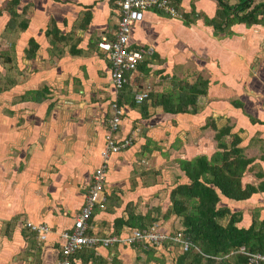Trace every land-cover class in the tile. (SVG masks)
I'll use <instances>...</instances> for the list:
<instances>
[{"label": "crops", "instance_id": "obj_1", "mask_svg": "<svg viewBox=\"0 0 264 264\" xmlns=\"http://www.w3.org/2000/svg\"><path fill=\"white\" fill-rule=\"evenodd\" d=\"M234 1L236 0H229V3L233 4ZM119 2L120 0H20L14 7L17 14H20L19 21H27L28 26L25 29L16 27L17 29L9 30L12 32H9L8 40L11 41H8L7 45L3 44L0 50V100L3 102L0 107V145L6 143L5 147L7 151L9 148L11 153L16 147L26 154L24 156L19 153L14 156L6 151L10 159H13L7 162L6 152L2 150L0 153V264H56L63 242L60 234L71 226L74 214L83 204L95 171L101 164L106 163L103 192L105 197L109 196L107 181H115V174H118L117 177L121 176L122 162L132 156V150L139 148L144 156H151L154 146L155 150H161L153 140L157 139L153 137V131L156 129H151V126L152 123L165 119L171 120L162 124L168 125L173 120L176 127V122L180 120L192 122L193 124L188 123L194 127L193 140L198 144L196 136L212 128L206 125L209 117L217 127L222 115L237 117V125L230 124L232 133L239 134L242 154L250 159L242 182L259 186L262 191L259 189L244 201L222 197V204L232 212L241 211L242 219L237 223L239 227L249 226L250 213L254 210L259 213L260 220L264 219V38L255 34L264 33V23L251 26L234 23L217 33L207 21L216 14L217 0L174 1L178 13L181 11L182 14H190H187L188 19L169 16L153 8L146 10L143 19L132 26L129 45L130 48L150 47L153 51L146 54L133 72L126 73L131 96L146 91L148 95L167 93L171 90L180 94V87L174 86V83L186 85L194 82L185 80L190 79L188 75H184L189 67L197 71L196 77L201 76L208 82L207 93L198 96L196 113H169L160 105H149L148 116L142 118L140 104L133 108L127 102L118 104L123 115L121 127L114 136L116 139L131 136L133 143L127 149L111 153L105 160L102 152L108 130L107 120L113 113L110 105L116 101L114 98L118 101V98L123 94L125 97L126 93H120L118 97L114 95L109 59L97 44L103 39L112 40L115 37L120 14ZM8 3L11 5V0H0V14H10L6 28L12 14ZM188 3L190 7H187ZM187 20L191 22L187 24ZM31 39L35 42L33 45L30 43ZM158 73L162 75L161 79H157L159 81L151 86L150 81L155 80ZM168 80H171V88L165 86L164 82ZM228 86H231V92ZM107 90L113 97L108 103L99 102L103 105V112L101 117H96L97 121L92 118L87 120L86 115H83L84 110L73 109L71 113L64 110L61 112L60 121L68 118V121H64L65 128L61 129V133L59 128L62 125H58L53 117L45 123L44 113L54 114L56 109H53L60 106L61 98L67 99L68 103L72 99L71 105L79 99L103 100ZM16 91H20L19 96ZM15 96L20 97V100L18 99V104L13 107H7L10 115L6 116L3 109L12 97L16 98ZM31 96L39 100H32ZM149 100L150 98L147 102ZM234 100H239L243 108L235 107L232 104ZM83 103L95 109V106H88L85 101ZM89 104L91 105L90 102ZM202 104L204 106L199 110ZM214 113L218 114L216 118L211 115ZM251 117L263 123L252 122ZM86 121H89V124ZM87 130L94 132L88 134ZM242 130L248 131V134L241 138L239 132ZM26 134L29 137L27 144ZM72 134L80 140L91 139L90 146L87 147L95 145L98 150L95 147L93 151L81 148L86 151V162L74 160L77 164L71 167L64 162L58 164L56 160L54 170L51 169L45 179L38 178L44 165L51 160L48 148L55 146L56 142L59 143V136L66 135L71 138ZM42 135L45 138L40 142ZM185 136L184 133L183 138ZM214 136L212 139L217 142ZM42 145L46 147L44 151L29 155L31 146ZM213 145L211 140L207 145L202 141L196 147L197 155H207L208 152L204 150H210ZM215 145L217 147V143ZM78 153L80 151L75 150V157ZM113 171L114 175L111 174ZM68 172H71L73 177H69ZM245 177L249 179L246 182L243 181ZM252 179L259 181L254 184ZM41 180H51V183L43 184ZM177 183L185 182L175 184ZM152 184L154 183L138 186L124 194L126 202L133 203L135 214L139 208L144 207L139 201L145 199L146 190L153 186ZM76 202L77 206H74ZM79 204L81 205L78 206ZM97 206L101 205L95 206L91 224L98 234L102 230L105 235H124L131 229L125 225L120 228L116 226V218L127 217L125 211L122 214V211L114 213L119 207L115 206L110 212L105 211V206L100 209ZM149 206L151 207L150 204ZM169 206L170 200L161 206L160 209L164 210L162 216ZM67 213L72 215L69 226H53L55 220L65 217ZM105 214L109 216L105 218ZM16 216L18 218L14 220ZM170 218L177 220L175 216L169 215L164 221ZM41 222L51 227L46 240L43 241H39L27 226L28 223L37 225ZM167 234L171 236L170 229H167ZM33 242L38 245V253L32 247ZM122 246L127 245L119 243L108 247L83 248L74 255L73 264H96L93 259L96 260L97 257L105 259L106 264H132L129 261L132 247L128 245L125 249L127 254H123ZM85 257H88L87 261Z\"/></svg>", "mask_w": 264, "mask_h": 264}, {"label": "trees", "instance_id": "obj_2", "mask_svg": "<svg viewBox=\"0 0 264 264\" xmlns=\"http://www.w3.org/2000/svg\"><path fill=\"white\" fill-rule=\"evenodd\" d=\"M174 1L178 2L179 0H172V2ZM236 1L230 4L229 0H217L218 9L215 16L209 20L207 19L215 32H222L234 23H244L247 26L264 23V0L255 4L253 0ZM19 2L20 0H11L10 10L12 14L8 24L10 30L17 29L16 27L25 29L28 26L27 21H19L18 19L20 14H17L14 7ZM156 10L163 12L160 9ZM181 15L183 19L189 18L187 14L181 13ZM185 22L188 24L191 21L187 20ZM30 43L33 45L35 42L31 39ZM33 51L34 49H32ZM207 85L208 82L198 76L191 84L174 83V86L180 87V94L178 91L173 90L167 93L149 94V102H147L149 98H146L139 105L141 117L146 118L148 116L149 105H160L165 112L169 113H196L198 110V96L206 95ZM117 90V97L120 92L126 93L125 97L123 94L121 98L119 97L120 99L118 98V101L116 99L117 104L127 102L132 108L135 107L136 102L134 97L131 96L127 75L126 82L123 83L122 88ZM33 97L31 96V98ZM123 98L124 100H122ZM32 100L37 101L39 99L33 98ZM232 104L235 107L243 108L239 100H234ZM210 119L209 117L206 125L211 126L214 130H219L214 136L218 149L210 158L206 155H200L190 160H177L178 167L187 178V182L177 183L175 188L171 189L169 193L170 206L166 210V214L163 215L164 219L168 218L169 215L181 219L183 230H181L180 240L188 244V248L177 256L175 263L264 264V261L255 263L250 261L251 254L260 253L264 255V219L260 220L259 213L254 210L250 213L251 223L249 226L246 228L239 227L237 223L242 219L241 211L232 212L229 207L222 204V197L244 201L249 199L253 193L259 189L262 191V189L259 186L255 187L252 184H243L242 182L244 171L250 163V159L242 154L239 145L241 141L239 134L232 133L231 126L218 129L215 122ZM251 121L263 123V121L252 117ZM225 135L232 136L228 145L223 140ZM108 197H105L106 200ZM126 214V218L121 216L115 219L118 228L125 225L128 228L144 229L156 220V218L150 217L149 214H135L131 211ZM175 235L176 233L172 237ZM172 237L161 242L160 247L166 248L168 245H172L177 248L181 242L174 243ZM133 245L139 249H144L142 244ZM154 250H156L154 245L147 244V250H144V252L152 254ZM87 260L88 257H85V261ZM93 261L96 264L107 263L101 257H97Z\"/></svg>", "mask_w": 264, "mask_h": 264}, {"label": "rangeland", "instance_id": "obj_3", "mask_svg": "<svg viewBox=\"0 0 264 264\" xmlns=\"http://www.w3.org/2000/svg\"><path fill=\"white\" fill-rule=\"evenodd\" d=\"M253 1L255 4L258 0H253ZM259 1H263V0H259ZM230 2H231V0H230ZM234 2H237V1H234ZM189 3H188L187 7H190ZM7 5L10 6L9 3ZM188 10H189V8H188ZM180 12L181 11H179V13H178L179 15H176V16L182 17ZM186 14H189V13H186ZM201 14H203V13H201ZM9 16H10V14H0V50L3 48V44L7 45V42L11 41V40H8V37H9V32H12V31H9L10 30L9 27H7V28L5 27L7 22L9 21ZM262 26H264V24H262ZM5 32L7 35H5ZM255 34H256V36H260L262 39L264 38V33H262L260 35L257 33H255ZM4 50H7V49H4ZM191 68L190 67L187 68L185 70V74H184V75H188L190 77V79H188V78L185 79V80H188L190 82L193 80H196V78H197L195 76V73H197V71L195 69H193V68L191 69ZM15 72H16V70H15ZM160 76H162V75H160L159 73L157 75H155L156 79L155 80L153 79L150 81L151 86L153 84H156V82L159 81L157 79H161ZM163 78L165 79L166 76ZM178 78H181V77H178ZM168 81L164 82L165 86H167L168 88H171V80H168ZM228 87L227 88H228L229 92H231L232 91V89L230 88L231 86H228ZM16 92L18 95V93L20 91H16ZM105 92H106V97L103 100H97V99L96 100H93V99L80 100L79 99L77 103L73 102L74 105H71V103H70V101H72V99H70L69 103H68V102H66L67 99L61 98L59 100L60 106L56 107V108L54 107V109H53V110L56 109L54 114L49 113V112L44 113V121H45V123H47L51 119V117H53L54 120H56L55 122L56 123L58 122V125L59 124L62 125L59 128L61 130V129L65 128L64 127L65 126L64 121H68V118L62 119L60 121L61 112L64 110L65 112L70 111V113H71L73 109H76V111H83L84 110L85 113L83 115H86L87 120H90V118H92L93 121H97L96 119L101 117L102 112H103L102 111L103 105L101 103L99 104V102L104 101V102L108 103L109 100H111V98L113 97L112 93L109 90H107ZM120 93L123 94L122 92H120ZM19 98L18 97H16V98L12 97V99L6 103V108L3 109V114H6V116H9L10 110H9V108L7 109V107L8 106L13 107L14 104H18L17 101ZM84 101L88 104V106H95V109L93 110V109H91V107H87L83 103ZM89 102L91 103V105L89 104ZM2 104H3V102L0 100V107L2 106ZM137 104H140V103H137ZM84 106H86V107L84 108ZM203 106L204 105L202 104L201 107L199 108V110H201L203 108ZM211 115L213 116V118H216L215 116H218L217 113H214ZM19 116L21 117L20 112H19ZM234 117L235 116L230 115V114H228V116L222 115L221 119H219L218 123H217L218 129L225 127V126H231L230 124H232L233 126H236L237 125L236 124V118L237 117L236 118H234ZM22 120L23 119H21V121ZM170 120L171 119H165L162 121H157L156 123H152L153 126H151V129H156V131H153V137H155L157 139L153 138V140L156 141V143H157L156 146H159L161 148L160 151L155 150V146H154L152 155L151 156H144V155H142L143 151L138 150L139 148L134 149L135 151L132 150L131 154H130L132 156L128 157L127 159H125L122 162L121 169L118 168L121 170V172H120L121 176L117 177L118 174H115L114 171L111 173L112 175L115 174L116 179H115V181H113L114 179L107 181V183L109 185L107 187L109 190V197L103 205V207L105 206V208H106L105 211L112 212L114 210L115 206L119 207L118 205H120L121 202L127 201L124 198L125 197L124 194L126 192H128V191H130V190H132L138 186H141V185L147 186L148 183H154V184H152L153 186H149L148 189L146 190L145 199L139 201V204L140 203L143 204L144 207L139 208L137 214H146V215L149 214L150 217L156 218L155 221L157 223H155V224H156L157 228L165 234L164 235L165 239H167L166 237L169 236L167 234V229H168V231L170 229V234L171 233L174 234V233L178 232V229L180 231L183 230V227L181 225V219L179 217H177V220L170 218L167 221H164V220H166L162 216L164 210L160 209L163 204H167V202L169 201V193H170L171 189L175 188V185H176L175 183L180 182V181L187 182V178L182 175L183 173L178 167L179 165L177 163V160H179V159L190 160V159L198 156L197 152H196L198 150V149H196L197 145L200 144L202 141L207 145L209 143V141L211 140V142L214 144L213 147L210 150L209 149L204 150V152H208L206 156L208 158H210V156L218 149V147H216V145H215L217 142H215L212 139V137L214 135H216L217 132L219 131V130H214L212 128H209L205 131H202L201 134H198L199 135L198 137L196 136V138H197L196 142L198 140L199 143L195 144V141L193 140L195 138L193 136L194 127H193V125L188 123L190 121L183 122L184 120H180L179 122H176L178 124L177 127L174 125L175 121H173V120L168 125L162 124L165 122H169ZM21 121H20V123H21ZM34 121H37V120H34ZM87 122H89V121H86V123ZM190 123H192V122H190ZM87 124H89V123H87ZM90 124H92V123H90ZM150 125H151V123H150ZM45 127H47V126H45ZM61 132H62V130L60 131V133ZM91 132H94V131L89 130L88 134ZM95 132H97V131H95ZM184 133L186 135L185 138H183ZM239 133H240L241 138H242L248 134V131L244 132V130H242ZM46 134H47V132H46ZM88 134H87V137H88ZM71 136H72L71 138L66 137V135H65V137L59 136L58 137L59 143L56 142L55 146H50L48 148L50 150L51 160H53V161L50 160L49 162L46 163L47 165L46 164L44 165V167L42 169V173H39L38 178L45 179L47 176V173H49L51 169L56 167L55 164H57V163L54 162L56 160H57L58 164H63V162H64V164H66V165L68 164L71 167H75V165L77 164V163H75V161H77V160L79 162L81 160H83L84 162L87 161L86 156H85L86 151L81 150V148H85V149H88L89 151H93L95 145H94V147L89 148L87 146H90L91 139H89V140H85V139L82 140L81 139L80 140L78 137L75 136V134H72ZM85 137H86V134H85ZM28 138L29 137L27 135L26 140H25V144H27L26 141L28 140ZM43 138H45L44 135L41 136L40 142H43L42 141ZM231 138H232L231 136L225 135L223 137V140L226 144H229L231 141ZM5 146H6V143L5 144L2 143L0 145V153H2V150L4 151V153L7 151V147H5ZM23 146H21V148ZM25 146H27V145H25ZM13 149L14 150L11 153V151L8 148L7 152L9 153V155L15 156V155H18L19 153H22L25 156V154H26V152H24L23 150H20L19 148H18L19 150L16 147ZM45 149H46V147L44 145L38 146V147L31 146L28 150V153L31 156L32 153H35V152L38 153L39 151L42 152ZM24 150L27 151L25 148H24ZM75 150L80 151V153L76 154L77 155L76 157H75ZM99 150H101V149H99ZM7 152L5 153V160L7 162H9L10 160L13 161V159H10V156L7 155ZM200 155H202V154H200ZM80 156H82V157H80ZM120 158H122V157H120ZM29 159H27V162L29 161ZM110 168L111 167H109V170H110ZM109 170H108V172H109ZM108 172H107V174H108ZM68 174H70L69 177H73L72 176L73 174L71 172H68ZM76 176H77V174H76ZM178 176H179V178H178ZM50 179H51V177H50ZM247 180H249L247 177L243 178L244 182H246ZM252 181H254V184H257V182L259 180L258 179H252ZM41 182L43 184H49V183H51V180H49L48 182L46 180H41ZM78 201H79V199L77 200V202ZM77 202L74 204V206L75 205L77 206ZM126 203L121 204L118 211L115 210L114 213H118L120 211H122L121 214L123 213V211H125V213H127L129 211L135 212L133 210V203L130 202V203H127V205H126ZM124 204H125V206H124ZM149 204L151 205V207L149 206ZM80 205L81 204H79L78 206H80ZM97 208L100 209L101 206H97ZM166 212L164 214H166ZM109 214H112V213H109ZM108 216H109L108 214L104 215L105 218H107ZM62 217L55 220L53 226H55L57 228L60 225H61V227L69 226L71 223L72 215L67 213L65 215V217L64 216H62ZM16 218H18V216H16L14 218V220ZM20 222L22 223L23 220H21ZM173 234H171L170 237H172ZM99 235L102 236V235H105V233L102 230H100ZM172 239H173V241H177L173 237H172ZM177 242H179V243L181 242L180 238L178 239ZM149 245H152V244H149ZM154 246L156 248V251L154 250L151 256L147 255L144 252V250H147L146 245L143 246L144 249H139L137 247L131 246L132 247V249H130L131 255L128 254L130 256V259H129L130 263H132V264H176L174 260L177 259V256H179V254L181 252H183V248H181V244L177 248H175L172 245H170V246L168 245L166 248L160 247V245H154ZM32 247L38 253V250H39L37 248L38 245H36L35 242H33ZM127 247H129V246L128 245L122 246L123 249L121 251H124L123 254H127V253H125L126 252L125 249H127Z\"/></svg>", "mask_w": 264, "mask_h": 264}, {"label": "built area", "instance_id": "obj_4", "mask_svg": "<svg viewBox=\"0 0 264 264\" xmlns=\"http://www.w3.org/2000/svg\"><path fill=\"white\" fill-rule=\"evenodd\" d=\"M119 6L120 14L115 37L112 40L103 39L97 44L98 48L104 52L109 59L111 81L115 90V96L117 95V89L122 88L123 83L126 82V73L133 72L138 64L144 60L146 54H150L153 51L152 48H145L144 46L130 48L129 41L132 26L143 19L146 10L152 8L160 9L169 16L179 15L172 0H120ZM147 97L148 91L139 92L134 96V99L137 103H140ZM111 108L113 113L107 120L108 130L104 137L105 148L102 152V157L105 160L111 153L119 152L132 144L131 137H125L123 139L115 138L114 134L121 127L120 124L123 111L119 108L117 101L111 102ZM105 173L106 163H103L95 171L92 182L85 193L83 204L74 214L71 226L67 230L61 232L60 238L63 242L56 264H73L74 255L87 247H108L119 243L127 245L139 243L143 246H147V244L160 245L161 242L166 240L165 234L157 228L155 223L144 229H130L124 235L107 234L105 236H100L94 230L91 224V217L95 206H103V202L105 201V194L103 192ZM28 227L39 241L46 240L47 234H49L51 230V227L43 222L37 225L28 223ZM181 236L182 234L179 230L173 238L178 241ZM168 237L170 238V236L166 238L168 239ZM177 241H174V243H177ZM180 244L183 251L188 248L187 242L181 241ZM250 256V261L252 263L264 261V255L260 253L251 254Z\"/></svg>", "mask_w": 264, "mask_h": 264}, {"label": "clouds", "instance_id": "obj_5", "mask_svg": "<svg viewBox=\"0 0 264 264\" xmlns=\"http://www.w3.org/2000/svg\"><path fill=\"white\" fill-rule=\"evenodd\" d=\"M148 98V97H147ZM135 100V99H134ZM136 102V101H135ZM141 103V102H140ZM136 104H137V102H136ZM129 137H131V136H129ZM132 138V137H131ZM133 143V142H132ZM130 146H132V144L130 145ZM128 148V147H127ZM127 148H125V149H127ZM124 150V149H123ZM105 200H106V198H105ZM105 202V201H104ZM104 202H103V204H104ZM95 209V208H94ZM93 214H94V212H93ZM93 216V215H92ZM27 226H28V224H27ZM29 228V227H28ZM131 229H133V228H131ZM177 233V232H176ZM178 243V242H177ZM129 246H133V247H136V246H134L133 244L132 245H129ZM179 246V245H178ZM263 255V254H262Z\"/></svg>", "mask_w": 264, "mask_h": 264}]
</instances>
